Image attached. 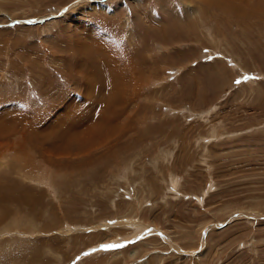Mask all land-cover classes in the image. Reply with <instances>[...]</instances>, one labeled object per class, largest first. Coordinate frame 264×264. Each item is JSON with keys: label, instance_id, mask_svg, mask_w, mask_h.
Masks as SVG:
<instances>
[{"label": "rangeland", "instance_id": "374dc122", "mask_svg": "<svg viewBox=\"0 0 264 264\" xmlns=\"http://www.w3.org/2000/svg\"><path fill=\"white\" fill-rule=\"evenodd\" d=\"M0 196V264H264V2L0 0Z\"/></svg>", "mask_w": 264, "mask_h": 264}, {"label": "bare ground", "instance_id": "6f19581e", "mask_svg": "<svg viewBox=\"0 0 264 264\" xmlns=\"http://www.w3.org/2000/svg\"><path fill=\"white\" fill-rule=\"evenodd\" d=\"M229 1V0H228ZM263 2H264V0H262ZM220 3V2H219ZM209 5H211V6H216L217 8H221V9H226L227 7H226V3H224V4H218V3H212V2H209L208 3ZM263 4V3H262ZM97 6H99V7H101L102 9H105L106 7H105V5H103V4H96ZM233 5V4H232ZM233 8V10H234V12L233 13H235L236 15H240V16H242V18H249L251 15H253L254 13L253 12H251V11H248L247 9L246 10H244V9H238V8H235L234 6L232 7ZM254 9V8H253ZM258 9V8H257ZM260 10V9H259ZM234 18H237V17H234ZM32 24H36V22H32ZM112 68V67H111ZM115 69V68H114ZM116 70V69H115ZM115 70H113V69H111V74L110 75H113L112 76V78H113V82H112V86H113V88L114 89H116V86H119V85H116V83L118 82L117 80H119L120 78H119V74L116 76V74L118 73H115L114 71ZM135 71V70H134ZM129 74V73H128ZM127 74V75H128ZM105 76V75H104ZM106 77V76H105ZM118 77V78H117ZM115 78H117V80L115 79ZM114 80H115V82H114ZM104 81V80H103ZM107 82H108V80H107ZM110 83V82H109ZM108 83V84H109ZM103 84V83H102ZM107 84V83H106ZM111 84V83H110ZM117 84H119V83H117ZM90 85V84H89ZM104 85L105 84H103V87H104ZM116 85V86H115ZM123 85V84H122ZM100 86V85H99ZM106 86V85H105ZM124 86V85H123ZM120 87V86H119ZM110 89L109 90H111V87H109ZM118 88V87H117ZM89 89H91V92L93 93L95 90H97V88L95 89L94 87H90ZM101 88H99V91L96 93V94H100L101 95V90H100ZM103 89V88H102ZM104 89H105V87H104ZM104 89H103V91H104ZM106 90V89H105ZM117 91V90H116ZM117 93V92H116ZM119 93V92H118ZM111 94H112V92H111ZM86 95V94H85ZM99 95V96H100ZM88 96V95H87ZM105 99V98H104ZM102 102L100 103V102H98V107H100L99 109H101L100 110V115L97 117V122L99 123V126L100 125H102V115H103V113H104V111H102L103 109L102 108H105V105H103V107H102ZM101 105V106H100ZM73 106V105H72ZM75 108V107H74ZM66 109V108H65ZM98 110V109H97ZM14 112V111H13ZM65 113V112H64ZM115 113H116V111H115ZM116 114H118V113H116ZM119 115V114H118ZM76 117V116H75ZM40 120V121H39ZM37 122L36 123H41L42 121H41V119H37L36 120ZM105 121V120H104ZM103 121V122H104ZM106 121L107 122H109L108 121V119H107V117H106ZM91 122H92V119H90L89 121H88V125L87 126H85V129L84 130H86V129H88L89 127H91ZM115 122V121H114ZM113 123V122H112ZM37 125V124H36ZM94 126H96L95 124H93ZM98 125V124H97ZM69 126V125H68ZM99 126H96V127H94V128H92V129H94V130H96V128H99L98 129V131L99 130H101V128L99 127ZM57 129V128H56ZM49 131V130H48ZM60 133H61V135L59 136V137H57L56 136V133L57 132H54V131H50L49 132V134H48V136H50L51 138H55V139H57V141H59L60 143L63 141V143H62V145H60L58 148H55L54 150H53V152H48V153H50L51 155H52V153H55L56 155H58V154H71V152H72V145L74 144V141H75V139H73V138H69V137H72L73 136V133H70L71 131L69 130V129H67V130H64V131H59ZM100 133H101V131H99ZM117 132V131H116ZM43 133L44 134H46V132H45V130L43 131ZM41 134V133H40ZM67 134H69V137L67 136ZM105 134V133H104ZM103 134V135H104ZM108 134V133H107ZM28 135H30V133L28 134ZM28 135H27V137H28ZM42 135V134H41ZM100 135V134H99ZM109 135V134H108ZM108 135H107V137H108ZM32 136V135H31ZM112 136V135H111ZM33 137V136H32ZM28 138H30V140L32 139L31 137H28ZM41 138H44V136H42ZM63 144H65V145H63ZM75 151H78L77 149H74ZM104 153V152H103ZM102 156H103V154H102ZM30 178V177H29ZM18 184V183H17ZM16 185V184H15ZM21 187H23V185H21ZM15 188H18V186L16 185L15 186ZM172 190V189H171ZM4 197V196H3ZM22 196H20V198H19V201H20V199L21 200H26V198H21ZM2 197L0 196V199H1ZM5 211V210H4ZM4 211H3V209H2V214L0 215L1 217H0V220H1V218H2V216H3V214H4ZM5 215V214H4ZM24 218V217H23ZM21 219V218H20ZM16 220V219H15ZM19 220V219H18ZM21 220H24V219H21ZM12 222H14V221H12ZM18 222V221H17ZM23 222V221H22ZM24 222H25V220H24ZM21 223V222H20ZM8 224V223H7ZM3 227V226H2ZM1 227V228H2ZM5 227H7V226H5ZM10 228V227H9ZM4 229V228H3ZM147 229V228H146ZM5 232V231H4ZM138 236H141L140 234L139 235H135V236H132V237H129L128 239L132 242V240L133 239H136ZM123 240V239H122ZM121 242V241H120ZM18 247V246H17ZM1 248V247H0ZM11 248V247H10ZM133 252H135V251H133ZM114 254H116V253H114ZM113 254V255H114ZM132 254V253H131ZM112 255V256H113ZM115 257V256H114ZM15 262V261H14ZM2 263H4V262H2ZM26 264V263H25Z\"/></svg>", "mask_w": 264, "mask_h": 264}, {"label": "snow or ice", "instance_id": "6c2138e0", "mask_svg": "<svg viewBox=\"0 0 264 264\" xmlns=\"http://www.w3.org/2000/svg\"><path fill=\"white\" fill-rule=\"evenodd\" d=\"M237 83H239V81H237ZM123 245H105L103 246L105 250L107 249H114V248H117V247H122ZM85 255H88V253H85Z\"/></svg>", "mask_w": 264, "mask_h": 264}, {"label": "water", "instance_id": "95a60500", "mask_svg": "<svg viewBox=\"0 0 264 264\" xmlns=\"http://www.w3.org/2000/svg\"><path fill=\"white\" fill-rule=\"evenodd\" d=\"M118 245V244H117ZM120 245H121V243H120Z\"/></svg>", "mask_w": 264, "mask_h": 264}]
</instances>
